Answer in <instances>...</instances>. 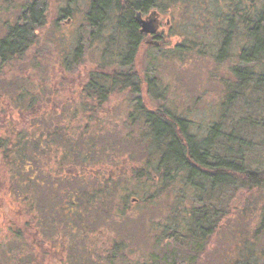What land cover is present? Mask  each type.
Wrapping results in <instances>:
<instances>
[{
	"label": "trees",
	"instance_id": "obj_1",
	"mask_svg": "<svg viewBox=\"0 0 264 264\" xmlns=\"http://www.w3.org/2000/svg\"><path fill=\"white\" fill-rule=\"evenodd\" d=\"M49 2L26 0L19 20L8 25L0 38V65L22 57L38 43L39 32L48 22ZM76 2L67 0L66 7H60V15L74 12ZM88 5L85 16L91 28L90 42L96 41L103 54L102 62L91 70L82 88L91 102H106L111 95L126 90L141 92L135 63L146 34L136 19L138 11L144 16L152 11L168 16L170 35L182 38L167 54L162 50L166 35L160 31L159 46L151 47L167 60L176 58L182 63L196 57L211 58L216 65L231 60L229 77L222 80V113L206 133L195 132L194 122L186 115L166 105L148 109L141 96L136 97L134 119L145 125L140 138L145 140L146 149L140 167L132 168V174L145 191L142 194L139 189L126 187L122 198L126 203L130 198L149 203L172 193L173 203L165 221L150 222V231L156 234L155 250L131 264H196L229 221L233 196L243 188L261 197L258 206L255 204L259 211L255 219L245 220L243 235L228 233L227 257L220 264H264V0H89ZM83 43V39L79 41L77 53ZM160 56L152 54L148 71L150 66L157 69ZM154 81L149 80L151 87ZM151 89L161 100L162 93ZM17 95L24 97L22 89ZM33 99L30 97L29 109L24 106V110H34ZM42 137L22 128L0 133L1 164L8 178L0 183V198L6 192L10 205L27 215L24 229L29 230L34 223L41 233L54 219L46 217L47 208L40 206V190L49 189L55 196H63L69 206L77 204L78 198L87 207L96 208L99 202L113 199L110 177L106 180L108 188L101 186L105 181L99 187L88 188L98 180L83 185L78 175L66 169L78 158L84 165L93 161L82 150L74 155L72 145L67 147L70 155L65 160L59 159L54 167L49 162L50 167H45L41 151L49 157L54 152L58 155L59 150H51ZM58 184L66 186L57 189ZM64 216L69 224L84 219L68 210ZM8 229L7 234H0V257L36 250L24 229L14 224ZM123 246L116 243L114 249Z\"/></svg>",
	"mask_w": 264,
	"mask_h": 264
},
{
	"label": "rangeland",
	"instance_id": "obj_2",
	"mask_svg": "<svg viewBox=\"0 0 264 264\" xmlns=\"http://www.w3.org/2000/svg\"><path fill=\"white\" fill-rule=\"evenodd\" d=\"M88 2L77 0L74 12L60 15L63 14L60 7H66L67 0H50L48 22L39 32L38 43L22 57L5 66L0 65V133L22 128L30 135H44L42 139L52 146L51 150H59L56 155L47 148L49 157L41 151L45 167H50L49 162L54 167L59 164V159L65 160L70 155L67 152L70 145L76 156L77 150L88 153L93 158L91 164L84 165L78 158L74 166L66 169L78 175L76 178L84 182L83 185L98 180L88 188L99 187L101 181H105L101 186L108 188L106 180L113 179V199L99 202L101 204L96 208L94 205L87 207L78 198L76 205L69 206L63 196L57 197L49 189L40 190V206L47 208L46 217L54 219L49 229L41 233L34 223L29 230L24 229L27 215L11 206L9 196L3 192L0 234H7L9 226L14 224L25 230L36 250L30 251L32 254L18 251L7 254L0 257V264H30L29 260L31 264H131L145 258L144 254L155 250L156 234L150 231L151 221H165L172 213L173 194L168 193L149 203L135 198L126 203L122 198L126 187L139 189L142 194L145 191V186L132 174V168L140 167L146 149L145 140L140 138L145 125L134 119L136 97L141 96L148 109L166 105L172 111L186 115L194 122L195 132L206 133L208 126L222 113L225 94L222 80L229 77L231 60L221 65H216L211 58L196 57L182 63L176 58L167 60L148 43L152 36L141 46L135 63L142 81L141 92H117L103 103L88 100L82 88L103 56L98 43L90 42L91 28L87 26L85 16ZM25 3L26 0H0V38L7 32L8 25L19 20ZM160 24L161 32L166 35L162 50L171 54L182 38L170 35L172 25L168 16L160 14ZM82 39L81 52L77 53ZM154 53L160 56L159 64L156 70L150 66L148 71ZM151 78L155 80L153 87L149 84ZM151 88L162 93L161 100L155 98L156 92ZM21 89L22 98L17 95ZM30 97L34 98L35 108L24 110V106L31 103ZM7 179L0 157V183H6ZM67 184L76 187L78 182ZM66 185L58 184L56 188L63 189ZM260 201L261 197L247 188L239 190L232 199L233 213L228 217L229 221L225 222L222 232L213 237L209 250L196 264L224 262L230 231L243 235L244 222L255 219L259 211L255 204L258 206ZM67 210L75 212L77 218L83 217V221L66 223ZM31 234L35 237H30ZM116 243L124 244L123 248L115 250Z\"/></svg>",
	"mask_w": 264,
	"mask_h": 264
},
{
	"label": "water",
	"instance_id": "obj_3",
	"mask_svg": "<svg viewBox=\"0 0 264 264\" xmlns=\"http://www.w3.org/2000/svg\"><path fill=\"white\" fill-rule=\"evenodd\" d=\"M136 19L139 25H141V32L152 36L153 39L148 40V43L159 46L160 41H158L157 37L161 31L160 13L152 11L147 16H144L142 12L138 11L136 12Z\"/></svg>",
	"mask_w": 264,
	"mask_h": 264
},
{
	"label": "flooded vegetation",
	"instance_id": "obj_4",
	"mask_svg": "<svg viewBox=\"0 0 264 264\" xmlns=\"http://www.w3.org/2000/svg\"><path fill=\"white\" fill-rule=\"evenodd\" d=\"M145 16H146V15H145ZM138 24H139V23H138ZM140 29H141V25H140ZM145 36H146V37H145L144 40H143L144 42L148 39V37H150V35H149V34H148V35L146 34Z\"/></svg>",
	"mask_w": 264,
	"mask_h": 264
}]
</instances>
